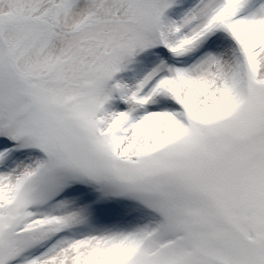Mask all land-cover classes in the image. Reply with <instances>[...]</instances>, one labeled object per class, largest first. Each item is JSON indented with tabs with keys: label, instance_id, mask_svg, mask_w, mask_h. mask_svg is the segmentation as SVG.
<instances>
[{
	"label": "snow or ice",
	"instance_id": "1",
	"mask_svg": "<svg viewBox=\"0 0 264 264\" xmlns=\"http://www.w3.org/2000/svg\"><path fill=\"white\" fill-rule=\"evenodd\" d=\"M0 264H264V0H0Z\"/></svg>",
	"mask_w": 264,
	"mask_h": 264
}]
</instances>
